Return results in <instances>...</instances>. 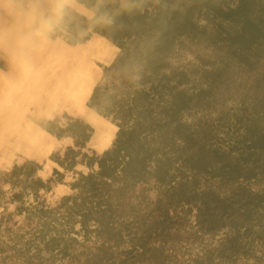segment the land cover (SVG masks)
Masks as SVG:
<instances>
[{"label": "trees", "instance_id": "1", "mask_svg": "<svg viewBox=\"0 0 264 264\" xmlns=\"http://www.w3.org/2000/svg\"><path fill=\"white\" fill-rule=\"evenodd\" d=\"M74 1L94 17L88 19L55 1L45 24L56 32L54 38L67 32L70 46L99 35L120 50L104 69L112 87L97 86L88 104L118 131L112 148L91 156L84 150L93 130L84 120H70L59 133L53 130L60 129L56 123L43 127L59 139L70 134L74 141L63 154L51 156L54 163L65 172L79 165L90 170L78 173L71 185L74 194L56 207L37 202L23 210V198L33 195L38 200L42 190H50L64 177L58 170L54 177L59 180L41 178L43 165L32 161L0 170L2 185L20 187L13 196L21 202L19 214L27 211V224L39 220L20 244L11 242L19 236L10 242L3 239L0 227V254L20 264L66 259L79 264H136L130 256L146 251L153 228L164 227L182 211H195L207 233L237 231L226 240L230 258L244 251L241 239L263 225L264 191L256 193L252 186L264 184V94L244 106L238 117L244 125L233 132L221 134L215 121L191 125L182 118L231 100L244 80L257 81L264 92V0ZM187 44L212 53L199 56L198 66L174 67L172 59ZM152 189L157 191L154 199ZM132 214L148 228L125 235L128 226L118 224ZM76 224L78 234L95 232L103 239L95 252H78L81 243L71 236ZM258 233L262 238L264 230ZM126 237L133 245L122 258L118 250ZM81 255H86L83 262Z\"/></svg>", "mask_w": 264, "mask_h": 264}, {"label": "rangeland", "instance_id": "2", "mask_svg": "<svg viewBox=\"0 0 264 264\" xmlns=\"http://www.w3.org/2000/svg\"><path fill=\"white\" fill-rule=\"evenodd\" d=\"M1 1L0 170H10L15 164L21 165L25 161H32L43 165V170L39 175L44 180H48L54 177V171L57 170V164L51 160V156L55 153L63 154L67 148V142H70L71 138L70 134L64 133L62 134L63 139H59L46 132L43 127L56 123L60 129L53 128V130L59 133L60 130L67 128L70 120H77L69 113L65 103L66 101L72 102L78 96L74 84H77L82 68L80 64L83 62L78 61L81 57L72 56L68 52L76 51L78 48H72L68 45L70 35L67 32L63 31L62 35L57 38L53 37L56 32L45 24L50 15L48 12L46 16H43L44 5L41 6V11L29 12L31 13L29 18L19 21V18L9 16L6 13L7 9L3 7L5 5H2ZM29 1L31 0H14L12 6H18L21 3L23 6L24 2L28 3ZM35 1L38 4L39 0ZM123 1L126 2L127 0ZM60 2L66 5L64 1L61 0ZM51 22L58 25L54 18H51ZM58 26L62 28L61 25ZM104 47L106 52L112 50L116 53L119 50L98 37L95 44L91 45L88 50L86 58L83 57L85 59L83 65H89L93 73L98 74L97 82L94 84L91 93L101 84H109L110 87L113 84L111 78H105L104 69L111 65L108 63L109 59L104 57L106 53L103 55ZM211 53V50L187 44L186 47L178 50L171 62L174 67L198 66L200 63L198 57ZM134 80H139V77L134 76ZM112 92L116 93L115 90ZM263 94L264 92L257 81L244 80L239 84V88L231 100L212 111L187 113L183 116L182 122L199 125L215 121L221 134L229 130L236 131L242 124L244 125V123L238 122V117L241 116L244 106H250V103L253 102V96H262ZM89 100L87 98L85 102L83 101L82 107L93 117H101L89 108ZM105 120L113 124L110 119ZM117 131L118 128L116 127ZM242 131L243 129L240 132ZM108 135L113 137V130L107 133L104 129V140ZM110 141L105 142L102 149ZM113 142L110 148H112ZM50 174L52 176H49ZM66 174L67 172L50 190H42L38 200L33 195H25L23 210L30 208L37 202H41L47 207H56L62 198L73 195L72 188H68L66 191V188L59 187V185L71 186L78 177H75L73 181L71 177H65ZM54 178L59 180L58 176ZM151 187H153V183ZM252 187L256 193L264 191V184L253 185ZM0 188L4 190L0 194V227L3 231L1 233L3 239L10 242L11 238L19 236L11 242L13 244L25 242L30 237L29 232L38 227L39 220L35 218L27 224V211L19 214L18 208L21 207V202L13 200V196L20 192L17 189L20 187L12 189L0 182ZM150 196L153 199L156 198L157 191L152 189ZM262 214L263 225L256 226L254 228L255 233L241 239V245L245 247L244 251L231 258L228 255L230 253L227 251L229 243L226 240L235 237L238 232L226 229L216 233H207L198 224L195 211L189 214L182 211L179 216L164 227L153 228L152 232L154 231V233L148 240L146 251L134 253L130 257L136 264H157L158 262L161 264H264V233L262 238L258 233L259 230H264V208ZM120 224H125L123 227L128 226L126 227L127 231L124 232L125 235L148 228V225L142 224L140 219L133 214L125 215L120 219L118 225ZM7 228L10 230L9 232L5 231ZM90 229L95 230V226L92 224ZM78 231H80V226L76 224L75 232L71 236L77 238L81 243V245H77L79 253L95 252L97 247L102 244L103 239L99 238L97 233L92 232L85 236L83 233L78 234ZM243 232L244 230H242ZM131 238H125V243L118 250L119 257L128 256L126 251L130 250L133 245ZM85 259L86 255L80 256L82 262ZM80 262L79 260L66 259L57 260L55 264H79ZM0 264L20 263L4 259L3 255L0 254Z\"/></svg>", "mask_w": 264, "mask_h": 264}, {"label": "crops", "instance_id": "3", "mask_svg": "<svg viewBox=\"0 0 264 264\" xmlns=\"http://www.w3.org/2000/svg\"><path fill=\"white\" fill-rule=\"evenodd\" d=\"M16 1H20V0H16ZM55 1H59V0H39L38 4H37V2L35 0H31L28 3L24 2L23 3L24 7L22 6V3L19 4L18 6H16V5L12 6V4H14V0H2L1 4L5 5L3 7H5L7 9L6 13L9 16H13V17L19 18V21L20 20L22 21V20L30 17L31 13H29V12L41 11V6L42 5L45 6V9L43 10V16H46V14L50 11L51 6L53 5V3ZM62 1H64L66 3V5L68 7H70L69 8L70 11H75L78 14H80L81 16H84V17H86L88 19H92L94 17L93 12L85 9L83 6H81L80 4L76 3L75 1H73V0H62ZM98 37H100V36L99 35H94L91 38V40H89L87 43L82 44V45L70 46L68 44L72 48H78L76 51H68V52L72 56L81 57L79 60L85 61L84 58H86V54H88V50L90 49L91 45L95 44V41L98 39ZM114 53L115 52H113L112 50H109L108 52H106L105 47L103 48V55L105 54L104 57L109 59V62H108L109 65H112V63L114 62L115 58L118 56V53H120V50H117L116 53L115 54ZM97 75L98 74L96 73L95 76L98 79ZM92 94H93V92L92 93L90 92L89 94H86L85 96H80V95L77 94L78 96L76 95L77 97H75L72 100V102H67L66 101V103H65L66 107L69 109V113L72 116L76 117L77 119L84 120L85 123L88 124L91 127V129L93 130L92 137H91L90 141L87 143L86 149L84 150V152L88 153L91 156L94 155V154L101 155L103 152L107 151L111 147V144H112V142H113V140L115 138V135H116V126L115 125L109 123L107 120L102 119L101 117H98V118L93 117V115L87 113V111L82 107L84 105V102L87 100V98L88 99L91 98ZM82 103H83V105H82ZM88 111H90V110L88 109ZM104 129H105V131L107 133L109 131L113 130V137H112V135H108L106 137L107 141H106V139L104 140V138H105ZM68 139H70V138H68ZM70 140H71L70 142H67V147L74 145L73 139H70ZM109 140H111L109 142V144H107L102 149V147L105 145V142H108ZM56 169L59 172L65 174V171L62 168H60L58 165H57ZM96 169H97V167H96ZM79 172H82L84 174H88L90 172V170L87 167H85V166L79 165V166H77V168L75 169L74 172H67L65 177H71L73 179V181H74L75 180L74 178L78 176L77 173H79ZM49 176H52V174H50ZM59 187L60 188H66L67 189L66 191H68V188H71L70 185L69 186H66V185L60 186L59 185ZM66 193H68V192H66Z\"/></svg>", "mask_w": 264, "mask_h": 264}, {"label": "bare ground", "instance_id": "4", "mask_svg": "<svg viewBox=\"0 0 264 264\" xmlns=\"http://www.w3.org/2000/svg\"><path fill=\"white\" fill-rule=\"evenodd\" d=\"M78 61L83 62V64H85L84 63L85 61H82V60H78ZM83 64L82 63L80 64L82 65V68L80 69V72H79V78H78L77 84H74L76 85V89H77L76 94L80 96H85L86 94H89L92 91L94 84L97 82V77L95 76V73H93L89 65L85 66Z\"/></svg>", "mask_w": 264, "mask_h": 264}]
</instances>
